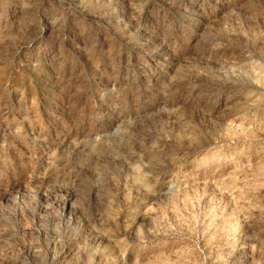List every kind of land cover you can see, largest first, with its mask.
Wrapping results in <instances>:
<instances>
[{
	"label": "rangeland",
	"instance_id": "1",
	"mask_svg": "<svg viewBox=\"0 0 264 264\" xmlns=\"http://www.w3.org/2000/svg\"><path fill=\"white\" fill-rule=\"evenodd\" d=\"M0 264H264V0H0Z\"/></svg>",
	"mask_w": 264,
	"mask_h": 264
}]
</instances>
